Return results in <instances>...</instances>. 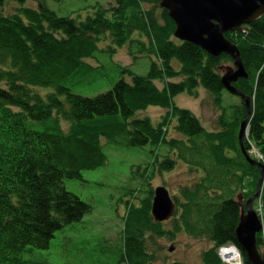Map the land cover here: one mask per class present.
Returning <instances> with one entry per match:
<instances>
[{
	"label": "trees",
	"instance_id": "trees-1",
	"mask_svg": "<svg viewBox=\"0 0 264 264\" xmlns=\"http://www.w3.org/2000/svg\"><path fill=\"white\" fill-rule=\"evenodd\" d=\"M30 1L34 8L27 6ZM162 1L0 0V264H48L35 258V251L49 249L56 231L92 210L63 181L106 165L103 140L150 146L154 154L141 182L128 190L134 196L150 188L138 204L126 206L117 264H150L146 241H172L181 233L211 243L202 264H223L217 250L227 243L238 247L243 264H251L236 240L242 207L235 198L260 169L240 150L245 100L236 96L241 103L230 105V116L222 105L221 77L227 66L235 69L233 59L175 38V24ZM9 6L13 13L7 12ZM224 37L237 47L247 75L231 83L251 101L241 143L250 156L254 145L264 164V15ZM126 47L130 58L148 57L149 65L135 74L117 60L118 78L102 91L108 73L99 69ZM94 85L101 91L94 96L71 88ZM200 89L220 111L216 130L205 129L174 101L185 93L197 98ZM151 107L164 110L159 119L144 114ZM178 162L192 179L179 188V197L173 196L172 223H156L149 180L154 170L172 171ZM260 201L264 208V182ZM167 224L171 227L163 231ZM263 242L260 232L256 245L264 257Z\"/></svg>",
	"mask_w": 264,
	"mask_h": 264
},
{
	"label": "rangeland",
	"instance_id": "rangeland-1",
	"mask_svg": "<svg viewBox=\"0 0 264 264\" xmlns=\"http://www.w3.org/2000/svg\"><path fill=\"white\" fill-rule=\"evenodd\" d=\"M55 4L58 5L57 2ZM27 6L34 8L35 4L30 1ZM61 6L64 7V5ZM7 12L13 13L14 7L9 6ZM117 60L121 65H126L135 74H142L150 62L148 57L140 59L130 58L127 47L119 49L115 57L114 53H112L105 68L99 69L105 74L108 73L104 77L103 84L106 87L102 91H106L118 78ZM141 60L147 61L144 63V67L138 66ZM227 67H223V69L225 68L223 73H227ZM71 88L73 92L81 93L85 96H94L101 92L96 89V85L86 88V90L77 89L75 86ZM222 98V105L226 111V115L230 116L231 112L228 110L230 105L240 104L241 100L227 91L223 93ZM174 101L178 107L188 109L197 116L205 129L208 131L216 130V119L220 111L213 107L208 94L203 89L199 90L197 98L188 96L185 93L178 95ZM163 113V109L155 107H151L144 112L145 115L150 116L153 120L159 119ZM247 130L248 124L245 127L244 135H246ZM170 136L180 137L173 132L170 133ZM101 144L107 157L105 166L97 170L84 172L81 179H64L63 181V186L67 191L75 194L92 207L91 212L80 221L56 231L49 249L35 251V258L42 259L48 264H117V250L122 245L120 234L121 227L123 226L122 217L126 214V206L133 204V202L138 204L145 197V191L150 188L142 187L140 192H134V196L130 195L131 190L128 194V190L137 186L139 178V182H141L140 174L146 166H149L153 162L154 154L151 152L153 148L150 146L144 148L120 146L110 144L104 140ZM250 153L251 156L260 159L259 150L254 145ZM160 154H163L162 150ZM258 168L260 169V176L256 180H252V178L245 180L242 185L243 188H241L240 193L237 194L235 199L241 204L245 203L251 195L258 194L252 202V208L258 212L259 218L263 220L261 233L264 241V208L260 207L262 183L264 182V176L261 177V173L264 172V169ZM153 173L152 178L149 180L153 195L157 187L165 186L170 191L172 197H179V188L188 185L192 179L187 168L181 162L176 163L172 171H162L159 173L156 169ZM260 180L261 185L258 190L257 184ZM138 188L139 186L135 189ZM238 196L241 198L239 199ZM170 219L168 222L172 223L173 220ZM169 227H171L170 224L165 225L163 231ZM155 241L162 249L159 253V259L155 264H163V260L165 263L178 261L185 264H202V253L209 250L212 246L204 238H192L184 233L178 234L172 241L166 238H158ZM146 247L148 249L151 248L149 244H146ZM169 248H172L171 252ZM260 255L262 257L261 253ZM227 264H238V261L229 260Z\"/></svg>",
	"mask_w": 264,
	"mask_h": 264
},
{
	"label": "water",
	"instance_id": "water-1",
	"mask_svg": "<svg viewBox=\"0 0 264 264\" xmlns=\"http://www.w3.org/2000/svg\"><path fill=\"white\" fill-rule=\"evenodd\" d=\"M161 5L169 10L168 15L176 24L174 33L176 37L200 46L214 57L225 53L233 59L235 69L223 73L221 82L227 92L245 100L247 119L240 127V148L248 163L264 169L261 162L248 155L241 143L250 118L251 101L231 83L247 75L237 47L224 37L225 33L236 31L239 27L249 25L262 17L264 0H163ZM262 176L264 172L261 173ZM260 185L261 180L257 184L258 190ZM257 196L258 194L252 195L245 203L240 204L242 214L235 235L237 243L245 250L251 264H264V257H261L256 245V235L262 231L263 226L256 211L252 208V202ZM175 208L176 203L169 190L165 186L157 187L151 205L154 221L158 223L168 221L173 217Z\"/></svg>",
	"mask_w": 264,
	"mask_h": 264
},
{
	"label": "bare ground",
	"instance_id": "bare-ground-1",
	"mask_svg": "<svg viewBox=\"0 0 264 264\" xmlns=\"http://www.w3.org/2000/svg\"><path fill=\"white\" fill-rule=\"evenodd\" d=\"M164 8V7H163ZM164 9H166V8H164ZM167 11H168V13H169V10L168 9H166ZM171 18V17H170ZM173 20V19H172ZM174 22V21H173ZM174 24H175V22H174ZM175 30H176V24H175ZM174 33H175V31H174ZM175 35V34H174ZM175 38H177L178 40H180L178 37H176L175 36ZM190 43H192V42H190ZM194 44V43H193ZM260 210V209H259ZM261 212V211H260ZM257 213V215H258V212H256ZM241 214H242V209L240 208V214H239V221H240V217H241ZM258 217H259V215H258ZM261 220V219H260ZM263 220H261V222H262ZM262 232V231H261ZM154 240L155 239H148L147 241H146V244L148 245H150L151 246V248L150 249H146V253H145V259L147 260V258H149V260L151 261L150 262V264H155V262L159 259V253L162 251V249L158 246V244H157V242L155 241L154 242ZM230 249L231 250H229L228 251V253L229 254H233V259L235 258H237V256H238V252L236 251V249L234 248V247H232V246H230ZM170 251V250H169ZM171 252V251H170ZM174 262V261H173ZM175 262H178V261H175ZM165 262H164V260H163V264H164ZM172 262H169V263H165V264H171Z\"/></svg>",
	"mask_w": 264,
	"mask_h": 264
},
{
	"label": "built area",
	"instance_id": "built-area-1",
	"mask_svg": "<svg viewBox=\"0 0 264 264\" xmlns=\"http://www.w3.org/2000/svg\"><path fill=\"white\" fill-rule=\"evenodd\" d=\"M229 250H231L230 249V247H222L221 249H220V251H219V253H220V256H221V258L227 263V261H229V260H237L238 261V256H237V258L235 259H233V254L231 253V254H229L228 253V251ZM227 253V254H226ZM238 264H240V262L238 261Z\"/></svg>",
	"mask_w": 264,
	"mask_h": 264
}]
</instances>
